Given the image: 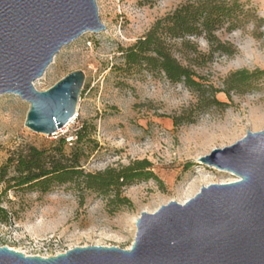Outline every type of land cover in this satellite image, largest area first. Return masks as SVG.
<instances>
[{"label":"rangeland","instance_id":"374dc122","mask_svg":"<svg viewBox=\"0 0 264 264\" xmlns=\"http://www.w3.org/2000/svg\"><path fill=\"white\" fill-rule=\"evenodd\" d=\"M192 1L95 0L105 29L86 32L63 47L43 76L33 82L37 91H45L71 72L84 73L75 119L53 136L24 127L28 103L13 94L0 96V165L19 147H44L60 136L70 138L81 121H89L95 126L93 139L98 149L82 164L85 172H102L147 160L156 176L122 189L121 198H126L128 205L110 201V195L78 193L70 185L46 194L9 191L1 204L9 213V222L0 223V247L39 257L87 246L127 250L140 212L153 213L170 201L179 203L191 187L188 199L201 187L237 180L228 172L197 161L213 149L232 145L247 131L264 129V125L253 127L264 114V0H239L246 16L240 19L238 28L217 33L235 53L215 54L201 71L217 90L237 71L263 72L262 79L240 94L231 93L229 98L218 93L216 98L224 107L197 114L193 124L177 128L172 124V116H180L196 101L195 94L181 84H170L146 73L119 76L112 68L121 63L118 48L130 46L157 19ZM193 41L200 51L208 52L203 39Z\"/></svg>","mask_w":264,"mask_h":264},{"label":"water","instance_id":"95a60500","mask_svg":"<svg viewBox=\"0 0 264 264\" xmlns=\"http://www.w3.org/2000/svg\"><path fill=\"white\" fill-rule=\"evenodd\" d=\"M104 29L95 0H0V96L29 104L24 127L53 136L75 116L82 71L45 91L33 82L63 47ZM197 162L237 180L201 187L183 204L140 212L129 249L75 247L39 257L3 246L0 264H264V129Z\"/></svg>","mask_w":264,"mask_h":264},{"label":"trees","instance_id":"16d2710c","mask_svg":"<svg viewBox=\"0 0 264 264\" xmlns=\"http://www.w3.org/2000/svg\"><path fill=\"white\" fill-rule=\"evenodd\" d=\"M239 0H195L180 5L171 13L157 19L150 29L133 44L118 48L121 63L113 66L119 76L146 73L160 76L170 84H181L195 94L196 101L180 116H172L175 128L193 124L197 114L225 104L216 98L223 93L240 94L262 79L263 72L237 71L222 83V89L211 86L202 70L211 63L215 54L232 56L234 48L222 42L217 33H230L238 28L245 17ZM201 38L209 46L206 53L193 41ZM95 126L81 121L69 139L66 135L44 147L26 145L9 153L0 165V223L8 224V212L2 207L6 193L46 194L53 189L70 185L78 193L92 192L111 196L112 202L128 205L121 191L137 182L156 179L147 160H135L119 168L87 173L82 164L98 149L93 135Z\"/></svg>","mask_w":264,"mask_h":264},{"label":"bare ground","instance_id":"6f19581e","mask_svg":"<svg viewBox=\"0 0 264 264\" xmlns=\"http://www.w3.org/2000/svg\"><path fill=\"white\" fill-rule=\"evenodd\" d=\"M75 119V116L73 117V118H71L70 119V121L62 128V129H60V130H58V132L60 131H62L63 129H66L67 128V126H69V124L73 121ZM258 119H260V122L259 123H257V124H253V127H260V126H263L264 125V114H262V115H259V117H258ZM212 143H210V144H207V146L206 147H208V146H210ZM204 150V149H203ZM206 166V165H205ZM208 167V166H207ZM211 168H213V167H211ZM215 169V168H214ZM215 170H217V171H221V170H218V169H215ZM224 172H226V171H224ZM229 173V172H228ZM231 174V173H230ZM237 178V177H236ZM204 180V179H203ZM235 181V180H234ZM192 188L193 187H191V188H189V190L188 191H186L184 194H183V197H182V200H181V202H179L180 204H183L184 202H186V200L188 199V197H189V193H191L192 192ZM8 248V247H7ZM9 249H11V250H14V251H17L18 252V250H16V249H13V248H9ZM19 252H21V251H19ZM23 253V252H22Z\"/></svg>","mask_w":264,"mask_h":264},{"label":"built area","instance_id":"2783aa9c","mask_svg":"<svg viewBox=\"0 0 264 264\" xmlns=\"http://www.w3.org/2000/svg\"><path fill=\"white\" fill-rule=\"evenodd\" d=\"M71 140V138L67 139V141ZM57 255V254H56ZM55 256V255H54Z\"/></svg>","mask_w":264,"mask_h":264}]
</instances>
